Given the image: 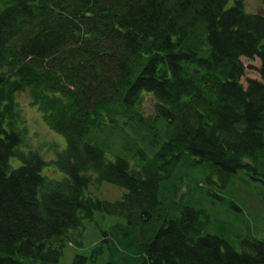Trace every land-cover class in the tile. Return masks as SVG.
<instances>
[{"label": "trees", "instance_id": "trees-1", "mask_svg": "<svg viewBox=\"0 0 264 264\" xmlns=\"http://www.w3.org/2000/svg\"><path fill=\"white\" fill-rule=\"evenodd\" d=\"M1 1L0 264H264L258 225L231 241L184 205L200 182L179 206L172 196L188 169L206 170L211 187L239 172L264 184V11L246 0ZM242 58L259 60L257 77ZM23 91L65 137L60 179L26 145ZM103 182L121 199L90 190ZM96 213L117 221L65 261Z\"/></svg>", "mask_w": 264, "mask_h": 264}, {"label": "rangeland", "instance_id": "rangeland-1", "mask_svg": "<svg viewBox=\"0 0 264 264\" xmlns=\"http://www.w3.org/2000/svg\"><path fill=\"white\" fill-rule=\"evenodd\" d=\"M246 10L249 12H263V6L259 0H246ZM3 9V3L0 0V11ZM247 66L246 77H257L256 67L259 65V60H250L242 58ZM244 80V79H243ZM16 102L25 117L27 126L26 145H29L40 152L46 161L47 169L46 174L54 176L53 178H62L58 170L55 159L56 152L66 146L65 137L55 133L53 130L47 128L43 121L41 112L36 106L31 103L30 95L23 91L16 95ZM155 101L147 94L144 95V103L142 110L145 113H153ZM184 169V168H183ZM190 174L186 178V185L184 190L178 189L173 193L175 206H179V202H183L181 197H188V189L198 187L196 184L200 182L203 185L201 188H195L194 191L197 195L188 197L184 205H193L195 207H203L209 215L214 227H217V232L229 240L233 241V237H240L244 235L248 229L254 230L258 225L260 227L261 235L264 233V184L253 181L249 175H244L239 172L237 176L226 185V187H211L208 185L205 174L206 170L203 169H188ZM58 176V177H55ZM50 178V177H49ZM219 185V184H218ZM90 190L94 192L99 198L105 200L121 199L123 193L126 191L124 188L103 182L96 189L93 186ZM184 194V195H183ZM213 194L221 197L223 200H218ZM176 195V196H175ZM161 200L168 206L169 201L161 196ZM171 201V199H170ZM234 205L239 208L236 210ZM117 221V217L110 215L95 214V219L87 224L85 228L86 238L82 247H74L69 245L66 252L65 261H69L70 257L75 252L88 251V245L98 241V234L101 230L106 228L109 224ZM85 224V225H86ZM97 264H102V261Z\"/></svg>", "mask_w": 264, "mask_h": 264}]
</instances>
